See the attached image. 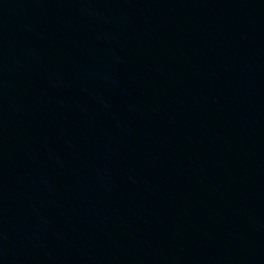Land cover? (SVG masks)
<instances>
[{
	"label": "water",
	"instance_id": "95a60500",
	"mask_svg": "<svg viewBox=\"0 0 264 264\" xmlns=\"http://www.w3.org/2000/svg\"><path fill=\"white\" fill-rule=\"evenodd\" d=\"M0 264H264V0H0Z\"/></svg>",
	"mask_w": 264,
	"mask_h": 264
}]
</instances>
